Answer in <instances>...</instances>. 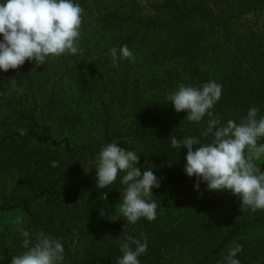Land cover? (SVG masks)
Masks as SVG:
<instances>
[{
	"label": "trees",
	"instance_id": "obj_1",
	"mask_svg": "<svg viewBox=\"0 0 264 264\" xmlns=\"http://www.w3.org/2000/svg\"><path fill=\"white\" fill-rule=\"evenodd\" d=\"M74 2L80 53L0 71V264L25 251L21 227L58 239L62 264H117L127 237L147 239L140 264H218L235 244L240 264H264V210L241 212L230 192L194 188L187 149L170 139L199 136L208 118L189 122L166 100L180 85L215 81L221 124L251 107L264 117V0ZM123 45L134 61L113 67L109 49ZM112 142L159 179L154 221L108 211L105 199L121 203L123 173L98 189L95 166Z\"/></svg>",
	"mask_w": 264,
	"mask_h": 264
},
{
	"label": "clouds",
	"instance_id": "obj_2",
	"mask_svg": "<svg viewBox=\"0 0 264 264\" xmlns=\"http://www.w3.org/2000/svg\"><path fill=\"white\" fill-rule=\"evenodd\" d=\"M82 17L83 8L74 0H0V71L16 70L26 61L38 67L65 54L77 55L82 51L78 43ZM109 55L113 67L121 60L134 61L127 45L111 47ZM221 96L222 85L215 81L199 87L180 85L166 96L177 113H187V121L199 124L208 118L199 136H171V147L177 152L187 149L184 172L195 177L197 191L201 182L208 191L226 190L239 198L241 212L255 213L264 210V171L255 163L264 157V143H258L264 139V117L257 119L259 109L251 107L239 123L229 119L221 124L219 115L212 111ZM138 165V154L115 142L102 147L96 156V188L105 189L123 173L119 210L130 224L140 218L149 222L156 219L158 205L150 198L152 189L161 186L152 169L141 172ZM14 223L21 225L22 218L17 217ZM19 232L25 251L14 255L11 264H62L64 248L58 239L43 231L33 237L23 227ZM147 247L146 238L143 242L133 237L121 239L122 255L117 264H140L138 258ZM242 250V245L235 244L218 264H240L235 257Z\"/></svg>",
	"mask_w": 264,
	"mask_h": 264
},
{
	"label": "rangeland",
	"instance_id": "obj_3",
	"mask_svg": "<svg viewBox=\"0 0 264 264\" xmlns=\"http://www.w3.org/2000/svg\"><path fill=\"white\" fill-rule=\"evenodd\" d=\"M261 160L260 159L259 161H256V165L258 168L261 169V171H264V166L261 165ZM105 203H106V206L108 208V211L114 213V214H117L120 212L119 208H120V204L118 205L117 203L113 202V201H110L109 199H105Z\"/></svg>",
	"mask_w": 264,
	"mask_h": 264
}]
</instances>
